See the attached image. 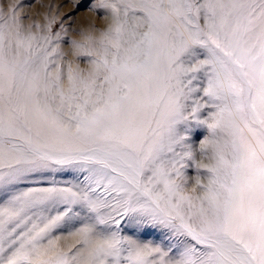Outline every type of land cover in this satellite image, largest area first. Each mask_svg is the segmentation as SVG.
Segmentation results:
<instances>
[{
  "label": "snow or ice",
  "instance_id": "1",
  "mask_svg": "<svg viewBox=\"0 0 264 264\" xmlns=\"http://www.w3.org/2000/svg\"><path fill=\"white\" fill-rule=\"evenodd\" d=\"M20 7L0 0V264H264V0H87L110 22L74 31Z\"/></svg>",
  "mask_w": 264,
  "mask_h": 264
},
{
  "label": "rangeland",
  "instance_id": "2",
  "mask_svg": "<svg viewBox=\"0 0 264 264\" xmlns=\"http://www.w3.org/2000/svg\"><path fill=\"white\" fill-rule=\"evenodd\" d=\"M8 3H18L21 5L19 8V15L26 16L24 21L25 25L31 24L34 21L40 23L43 22L45 17H55L57 25L66 16H72L71 21H65V25L72 24V30L76 29H88L90 25H96L98 28L103 29L110 22V17L98 16L94 11L85 10L87 0L81 4L79 9L76 8L77 0H8ZM58 30V29H57ZM98 36L99 33H96ZM72 39H80L79 36L73 35ZM67 51V49H65ZM85 66L86 65H82ZM203 136V130H198L196 139H200ZM189 175H194L192 169L188 170ZM155 235V234H153ZM71 237L65 239V243L72 242Z\"/></svg>",
  "mask_w": 264,
  "mask_h": 264
},
{
  "label": "clouds",
  "instance_id": "3",
  "mask_svg": "<svg viewBox=\"0 0 264 264\" xmlns=\"http://www.w3.org/2000/svg\"><path fill=\"white\" fill-rule=\"evenodd\" d=\"M199 163V166H201V167H203L204 166V161L203 160H201V161H199L198 162ZM196 177H195V175L193 176V181H194V183H193V188L195 187V181H196Z\"/></svg>",
  "mask_w": 264,
  "mask_h": 264
}]
</instances>
